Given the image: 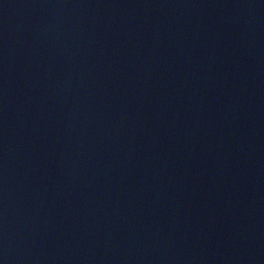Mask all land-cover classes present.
I'll return each instance as SVG.
<instances>
[{
	"label": "water",
	"instance_id": "water-1",
	"mask_svg": "<svg viewBox=\"0 0 264 264\" xmlns=\"http://www.w3.org/2000/svg\"><path fill=\"white\" fill-rule=\"evenodd\" d=\"M0 264H264V0H0Z\"/></svg>",
	"mask_w": 264,
	"mask_h": 264
}]
</instances>
